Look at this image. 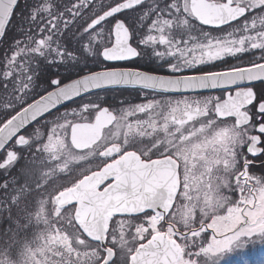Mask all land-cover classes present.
I'll return each instance as SVG.
<instances>
[{
  "label": "snow or ice",
  "instance_id": "obj_1",
  "mask_svg": "<svg viewBox=\"0 0 264 264\" xmlns=\"http://www.w3.org/2000/svg\"><path fill=\"white\" fill-rule=\"evenodd\" d=\"M258 243L264 0H0V264Z\"/></svg>",
  "mask_w": 264,
  "mask_h": 264
},
{
  "label": "rangeland",
  "instance_id": "obj_2",
  "mask_svg": "<svg viewBox=\"0 0 264 264\" xmlns=\"http://www.w3.org/2000/svg\"><path fill=\"white\" fill-rule=\"evenodd\" d=\"M261 259H264V244L258 243L256 245H249L242 252L228 256L225 264H243V261H247L248 264H258Z\"/></svg>",
  "mask_w": 264,
  "mask_h": 264
},
{
  "label": "flooded vegetation",
  "instance_id": "obj_3",
  "mask_svg": "<svg viewBox=\"0 0 264 264\" xmlns=\"http://www.w3.org/2000/svg\"><path fill=\"white\" fill-rule=\"evenodd\" d=\"M125 95H128L127 93H125ZM133 95H135V94H133Z\"/></svg>",
  "mask_w": 264,
  "mask_h": 264
}]
</instances>
